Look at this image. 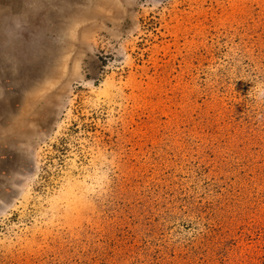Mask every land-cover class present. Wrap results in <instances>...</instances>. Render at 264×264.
I'll return each instance as SVG.
<instances>
[{
    "label": "rangeland",
    "instance_id": "obj_1",
    "mask_svg": "<svg viewBox=\"0 0 264 264\" xmlns=\"http://www.w3.org/2000/svg\"><path fill=\"white\" fill-rule=\"evenodd\" d=\"M0 264H264V0H0Z\"/></svg>",
    "mask_w": 264,
    "mask_h": 264
},
{
    "label": "bare ground",
    "instance_id": "obj_2",
    "mask_svg": "<svg viewBox=\"0 0 264 264\" xmlns=\"http://www.w3.org/2000/svg\"><path fill=\"white\" fill-rule=\"evenodd\" d=\"M48 89V88H47ZM47 89H45V90H47ZM43 90V89H42Z\"/></svg>",
    "mask_w": 264,
    "mask_h": 264
}]
</instances>
